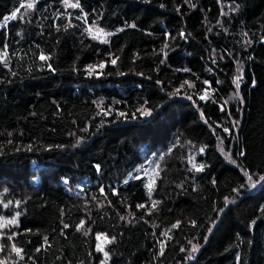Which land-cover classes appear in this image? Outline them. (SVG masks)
<instances>
[{"label": "trees", "instance_id": "trees-1", "mask_svg": "<svg viewBox=\"0 0 264 264\" xmlns=\"http://www.w3.org/2000/svg\"><path fill=\"white\" fill-rule=\"evenodd\" d=\"M26 1L0 0V261L264 264V0L5 20Z\"/></svg>", "mask_w": 264, "mask_h": 264}, {"label": "rangeland", "instance_id": "rangeland-1", "mask_svg": "<svg viewBox=\"0 0 264 264\" xmlns=\"http://www.w3.org/2000/svg\"><path fill=\"white\" fill-rule=\"evenodd\" d=\"M29 3H32V5H33L34 1L33 0H27L26 2H24L22 5H20L19 8H17L15 11H13V13L8 17L7 20L14 19V18H16L18 16L22 17V15H24L27 12L31 11L32 8H28L27 7V5ZM69 4H78V3H77L76 0H69ZM63 8H64L65 12L67 13V15L70 16V15H75L74 12L79 9V6H77V7H69L68 4H66L65 0H64ZM227 8L228 7L225 6L224 11H226ZM13 14H15V15H13ZM85 24H86V31H87L88 36L90 38L94 39V40H97L99 42H104L111 35L110 31L101 28L96 23L89 24V23L85 22ZM89 29H91L92 31L90 32ZM97 29L102 30L103 35L97 36L96 35V30ZM153 172H154V168H153L151 163L146 165V167H144V169L142 171V175L146 176V179H148L149 183H151L152 180H153ZM6 223H7L6 219H3V218L1 219L0 218V228L3 225H5ZM98 236L101 237V239L97 240V247L100 250L101 248L102 249L104 248V245L106 244L108 239H105V236H102V235H98Z\"/></svg>", "mask_w": 264, "mask_h": 264}, {"label": "snow or ice", "instance_id": "snow-or-ice-1", "mask_svg": "<svg viewBox=\"0 0 264 264\" xmlns=\"http://www.w3.org/2000/svg\"><path fill=\"white\" fill-rule=\"evenodd\" d=\"M65 3L68 4L69 7H77V6H78V4H69V0H65ZM27 7H28V8H32V7H33L32 3H29V4L27 5ZM13 15H15V14H13ZM7 19H8V18L6 17L5 20H7ZM89 31L91 32L92 30L89 29ZM96 35H97V36L103 35L102 30L97 29V30H96ZM6 55H7V53L5 52V53H4V56H6ZM40 58H41V59H46V57H44V56H41ZM0 59H3V57H0ZM112 63L114 64V63H115V60H113ZM90 74H91V73H90ZM236 87L239 88V83H238V82L236 83ZM237 95H238V93H237ZM200 98H201V99H204L205 97H204V96H201ZM193 167H196V170H197V171H200V170H202L203 165L197 167V166L194 164ZM246 175H247V173H246ZM248 180L251 182V181H252V177H251V176H248ZM253 186H255L254 183H253ZM155 203H156V202L153 201V205H155ZM138 207H144V206H143V205H138ZM7 223H8V224H15V220H9V221H7ZM176 226H177V225H174L173 227H176ZM65 227H67V225H65ZM80 227H83V222H81V225L78 226V230H79ZM165 235H167V233H165ZM9 238H10V237H9ZM99 239H101V237H100V236H97V240H99ZM105 239H107V237H105ZM13 248H14V251L16 252L17 255H20V254H21V252H22L21 249H19V248H15V246H13ZM162 250H163V246L161 247V251H162ZM100 251H103V249L101 248ZM192 251H193V252L196 251V246H193ZM107 255H108V254L105 253V256H107ZM0 264H5V262L0 261Z\"/></svg>", "mask_w": 264, "mask_h": 264}]
</instances>
